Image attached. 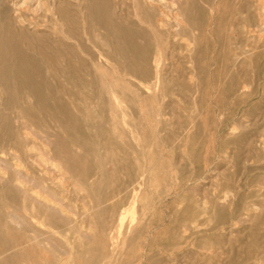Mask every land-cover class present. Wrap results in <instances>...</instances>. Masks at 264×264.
<instances>
[{
	"label": "rangeland",
	"instance_id": "374dc122",
	"mask_svg": "<svg viewBox=\"0 0 264 264\" xmlns=\"http://www.w3.org/2000/svg\"><path fill=\"white\" fill-rule=\"evenodd\" d=\"M0 264H264V0H0Z\"/></svg>",
	"mask_w": 264,
	"mask_h": 264
},
{
	"label": "bare ground",
	"instance_id": "6f19581e",
	"mask_svg": "<svg viewBox=\"0 0 264 264\" xmlns=\"http://www.w3.org/2000/svg\"><path fill=\"white\" fill-rule=\"evenodd\" d=\"M35 1V0H34ZM38 4H36V6H37ZM34 7V6H33ZM39 7V6H38ZM162 21V20H161Z\"/></svg>",
	"mask_w": 264,
	"mask_h": 264
}]
</instances>
